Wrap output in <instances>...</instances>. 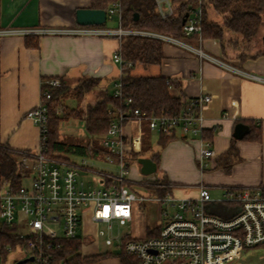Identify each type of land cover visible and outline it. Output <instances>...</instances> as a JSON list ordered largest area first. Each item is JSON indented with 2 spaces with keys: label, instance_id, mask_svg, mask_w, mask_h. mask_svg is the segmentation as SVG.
<instances>
[{
  "label": "crops",
  "instance_id": "0c3cea01",
  "mask_svg": "<svg viewBox=\"0 0 264 264\" xmlns=\"http://www.w3.org/2000/svg\"><path fill=\"white\" fill-rule=\"evenodd\" d=\"M79 8H91V1L1 0L0 147L14 152L38 151L40 130L27 115L40 103L42 85L46 80L60 78L74 84L80 79L93 77L100 80L99 90L108 89L111 84L109 92H114L123 70V66L113 60L114 53L121 48L117 36L33 32L32 35L39 37L28 38V34L22 33L25 30L74 29L79 25L76 22ZM213 16L221 20V16L214 13ZM10 31L15 32L8 33ZM262 41L264 44V34ZM34 42L37 45L30 46ZM187 44L193 48L166 41L163 44L164 59L160 64L137 63L131 74L174 78L181 83L182 92L174 87L170 92L173 96L182 94L185 100L211 95L212 101L204 105L201 114L204 128L213 132L210 147L214 155L203 159L206 165L201 169L200 150L204 145L201 134L191 133L185 137L175 131L172 136L164 135L168 138L165 146L158 143L160 149L155 151L160 153L155 172L158 176L153 174L156 181L143 183L146 175L142 173L141 165L137 159L129 160L128 186L131 189L132 184L140 183L151 189L150 195L153 196H143L145 200L134 204L136 210L162 197L158 194L161 189L157 188L160 178L166 181L162 187L169 185L167 193L179 198H196L199 187L207 185L212 199L207 203L209 212L226 216L232 212V203L227 200L230 189L264 185V52L242 60L228 49L224 50L219 39ZM194 49L201 50L202 54ZM144 125V122L129 121L122 131L128 138L141 135V146L133 151H139L145 145L147 150L139 157L151 158L155 152L148 150L152 148V142L147 136L154 131L148 130L150 133L146 134ZM239 125L248 126L241 138L235 136ZM232 146L237 153L231 154V164L225 168L219 163H224ZM158 204L160 208L163 206L159 201ZM85 214H90V210L87 209ZM159 226L144 227L142 237Z\"/></svg>",
  "mask_w": 264,
  "mask_h": 264
},
{
  "label": "built area",
  "instance_id": "2783aa9c",
  "mask_svg": "<svg viewBox=\"0 0 264 264\" xmlns=\"http://www.w3.org/2000/svg\"><path fill=\"white\" fill-rule=\"evenodd\" d=\"M156 2L162 17L172 14L171 0ZM201 4V0H198L187 15L184 26L186 36L201 30ZM106 13L107 20L118 13L117 28L78 25L74 29L25 30L22 33L95 37L113 35L120 40L124 35L134 34L193 48L187 42L167 35L124 29L123 10L118 2H114ZM120 50L114 53L113 60L121 66L130 65L123 60ZM194 50L202 54L201 50ZM61 83L60 78L44 81L43 85L48 87L42 89L40 103L28 112L27 117L40 130V145L37 152L15 151L18 164L24 171L20 185L14 186L6 179L0 182V223L15 227L12 233L14 244H3L0 239V264H17L24 259L28 260L22 264H68L58 256L62 249L61 241L80 238L78 233L87 209L92 220L103 225L98 227L97 235L104 237L105 245L116 246L119 251L136 257L138 264H229L241 257L243 249L264 243V185L230 189L231 195L227 200L232 203L233 215L227 218L209 212L207 203L212 199L207 185L199 187L196 198H179L169 192L158 198L165 208L161 211L164 222L156 236L136 238L131 231L108 233L115 226H127L132 221L135 202L145 200L128 186L129 167L125 160L133 149L140 148L142 138L141 135L132 138L125 136L121 122L137 121L141 124L147 121L151 130L165 136H172L175 131H180L185 137L191 133L202 135L206 128L201 109L212 101V96L202 95L193 99L187 110L176 115H148L139 108L120 112L102 138V144L110 154L103 159H90V163L84 159L74 162L46 153L48 101L52 97L49 87H58ZM121 88L122 84L116 82L115 96L122 97ZM124 103L131 106L132 99L125 98ZM203 141L201 169L206 165L203 159L214 155L211 142ZM145 177L150 178L142 180L146 181L145 184L155 179L153 174ZM24 179H29V185L24 184ZM82 249L83 243L81 257H86ZM12 253L16 257L10 260Z\"/></svg>",
  "mask_w": 264,
  "mask_h": 264
},
{
  "label": "trees",
  "instance_id": "16d2710c",
  "mask_svg": "<svg viewBox=\"0 0 264 264\" xmlns=\"http://www.w3.org/2000/svg\"><path fill=\"white\" fill-rule=\"evenodd\" d=\"M91 8L108 10L114 2L120 3L122 14V27L124 29H136L167 35L185 42L194 44L197 40L219 39L222 48L225 50L223 39L227 34L236 38L238 35L243 37L246 42L251 41L258 32L264 19V0H201L202 22L200 32H193L186 36L184 26L188 13L198 4V0H171L173 12L171 15L162 17L157 9L156 0H90ZM1 3V0H0ZM135 13L139 14V20H135ZM213 13L221 16V20H216ZM96 26V25H92ZM36 35H29L28 38H35ZM234 36V37H233ZM39 37V36H36ZM239 42V41H237ZM236 42V43H237ZM164 40L143 36L127 34L121 38V56L130 65L123 66L122 74L117 82L122 84V97L115 96L114 92L108 89L100 90L101 94L97 100L87 102L83 108H75L70 111L64 106L65 100L74 98L83 99L97 87L100 80L93 77H86L78 80L74 84L61 79L62 83L58 87L50 86L52 97L48 101V123L47 139L45 142L46 153L51 156H63L62 154H73L92 159H103L110 151L103 146L102 138L108 132L111 122L120 112L129 109L139 108L148 115H176L187 110L192 105V100H185L182 94L173 96L170 88L174 87L182 92V85L174 78L164 76L156 77H136L132 76L131 70L137 63L160 64L164 59L163 44ZM238 44V43H237ZM37 45L36 42L30 46ZM262 53L252 56H241L244 60L248 57H256ZM48 85H43L42 89ZM125 98H131V106H126ZM61 110V112H60ZM75 118L83 120L88 133L85 142H67L62 138L60 124L63 120ZM147 131L151 130L147 121H143ZM126 121H122L124 126ZM202 138L212 141L213 132L204 129ZM144 137V141H145ZM168 138L160 134L158 143L163 147ZM151 148V147H149ZM145 145L139 151H132L126 157V164L129 160H136L146 152ZM237 150L234 146L227 153L224 163H219L225 168L230 166L231 154ZM151 159L159 164L160 153L155 152ZM129 167V166H128ZM23 169L18 164V155L5 147H0V182L9 180L14 186H19L23 176ZM156 181V179H154ZM158 183L166 184L165 179L160 178ZM160 196L167 194L168 187L157 186ZM231 212V211H230ZM227 214L222 217H230ZM160 226L147 232L146 237L156 236ZM15 227L0 223V239L3 244L12 243V233ZM62 249L58 256L65 259L68 264H84L89 261H98L112 256V252L91 257H81L82 239H64L61 241ZM120 264H138L136 257L129 255L125 251L119 254Z\"/></svg>",
  "mask_w": 264,
  "mask_h": 264
},
{
  "label": "rangeland",
  "instance_id": "374dc122",
  "mask_svg": "<svg viewBox=\"0 0 264 264\" xmlns=\"http://www.w3.org/2000/svg\"><path fill=\"white\" fill-rule=\"evenodd\" d=\"M117 20H118V13L115 15L113 19H108L107 23L101 26L117 27ZM263 34H264V19L262 25L258 29L256 36L252 38L251 41L245 42L243 40V37H241L240 35H238L236 38H231L232 36H230V34H227L226 37L223 39V42L225 43V48L228 49L229 52L234 53L238 57L252 56L255 55L256 53L264 52V44L262 41ZM111 89L112 86L111 84H109L108 90L111 91ZM100 94L101 92L99 90V87H97L94 91L90 92L83 99V101L74 98H69L63 101L66 110L63 109L62 111H64L65 113L66 111H70L71 109L83 108L87 104V102L94 103ZM60 128L62 132L61 133L62 138L67 142L80 143L87 141L88 133L86 131L85 123L83 120H79L75 118L63 120L60 124ZM149 133L148 131H146V134ZM158 136H159L158 131L151 132L150 135L147 136L148 138H150V141L152 142L151 144L152 148L148 149L151 152L152 151L155 152L160 149L158 145V140H159ZM62 155L68 157L71 161L74 162H81L84 159L90 163V159L94 160L92 158L81 157L73 154H62ZM99 165L108 168L104 164H99ZM132 166L133 164H131V168ZM155 175L158 176L156 173ZM145 179L150 180V178L148 177H145ZM24 180H25L24 184L29 185V179H24ZM143 183H146V181ZM147 184H149V182H147ZM131 189L134 192H136L138 195L146 196L149 198L153 196L150 195L151 189H149L144 184L134 183L132 184ZM137 202L138 204L141 203L139 201ZM161 208L160 205L158 204V200H151L149 204L146 203L144 206H141V208L139 209L137 208L136 209L137 211L134 209L133 221L130 223L129 226H121L120 228L115 226L114 229L112 231H109L108 233L117 234L118 231L122 233L131 231V234L134 237L136 238L142 237L145 235L144 227L158 226L164 222L163 218L161 217ZM163 208H165V206ZM98 227H103V225L101 223L99 224L93 221L90 214H84L83 226L78 233V236L82 239L83 242L82 252L86 255V257L103 255L108 252H112L113 254L110 257L103 258L98 261H89L84 264H120L119 254L121 251H119V249L116 246L109 247L105 245L104 237H99L97 235ZM12 257H16L15 253L11 254L10 260H12ZM7 264H11V263H7ZM229 264H264V243L243 249L241 253V257L234 259Z\"/></svg>",
  "mask_w": 264,
  "mask_h": 264
},
{
  "label": "water",
  "instance_id": "95a60500",
  "mask_svg": "<svg viewBox=\"0 0 264 264\" xmlns=\"http://www.w3.org/2000/svg\"><path fill=\"white\" fill-rule=\"evenodd\" d=\"M134 19L139 20V14L135 13ZM107 21V13L104 9H94V8H79L76 10V22L82 26L88 25H103ZM248 126L239 125L236 128L235 136L237 138L243 137L247 132ZM138 163L141 165V171L144 175H151L157 171V163L151 158L139 157L137 159ZM33 258H31L32 260ZM28 259L19 261L17 264H22Z\"/></svg>",
  "mask_w": 264,
  "mask_h": 264
}]
</instances>
